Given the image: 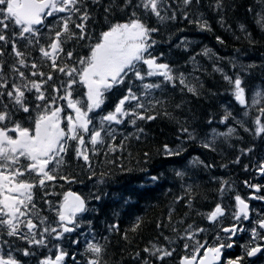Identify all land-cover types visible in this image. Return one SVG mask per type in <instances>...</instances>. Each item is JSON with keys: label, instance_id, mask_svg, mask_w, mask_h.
<instances>
[{"label": "snow or ice", "instance_id": "1", "mask_svg": "<svg viewBox=\"0 0 264 264\" xmlns=\"http://www.w3.org/2000/svg\"><path fill=\"white\" fill-rule=\"evenodd\" d=\"M202 3L203 0H0V237L8 238L0 239V243L9 247L7 253L0 254V264H26L14 255L15 252L26 258L37 257L36 264H64L68 253L59 244L55 245L54 256L41 255L37 249L48 248L52 240L61 241L66 233L81 228L79 217L96 211L88 207L89 200L100 202L107 193L97 188L84 197L68 191L58 203L45 198L43 203L54 213V219H49L38 207L35 190L39 188L43 196L48 197L54 195L48 188L54 186L55 181L76 182L74 176L62 171L71 166L67 159L70 153L74 160L83 162L78 167L88 172V179L94 180L97 174L92 157L99 155L102 148L107 149L105 155L124 151L129 147L125 141L133 138L125 135L118 144L115 143L117 128L113 125H132L136 129L134 138L139 141L146 133L138 121L149 122L164 116L175 122L179 125L180 135L176 139L180 142L175 147L165 143L156 152L165 159L181 157L187 150L185 144L193 141L209 152H216L218 138L227 142L235 136L236 128L228 127L225 132L213 128L210 134L200 137L186 121L181 122L168 110L165 98L156 95L157 92L163 93L166 85L173 89L179 87L181 92L186 90L193 97L202 94L203 84L194 75L201 70L196 56L188 60L193 65L191 73L178 71L170 62H165V53L157 54L160 41L154 38L162 27L181 21L195 25L201 32H211L209 21L200 12ZM256 4L260 6L259 11L251 7L248 11L254 12L257 25L264 31V0H256ZM209 6L220 17L219 23L223 27L224 0H211ZM117 12L123 19H113ZM97 13L104 16L107 25L98 35L90 27ZM239 27L250 43H255L245 26L241 24ZM178 30L184 31L183 28ZM217 42L224 43L220 37ZM191 43L182 38L175 46L187 51ZM78 46L87 51L77 53ZM196 55L212 59L215 53L205 47ZM230 63L234 68L237 66L235 61ZM240 67L246 71L253 65ZM213 71L221 73L232 98L245 110L244 116L249 115L250 108L258 112L253 121L254 128L237 121L239 126L255 138L264 139V85L253 89L249 96L240 74L230 76L219 67H214ZM135 81L140 82L136 86L140 91L134 90ZM122 85H127L125 94L106 111L108 93ZM182 106V103L174 105L176 109ZM231 116V111L225 108L219 122L225 124ZM208 123L211 124L212 120ZM252 151L253 147L242 150L245 155ZM151 157V152L143 153L140 170L145 173V183L155 185L163 173L153 175L143 166ZM239 162V157L233 161ZM109 163L115 164V160ZM189 164L213 166L198 157ZM119 167L121 172L132 171ZM247 168L246 165L245 170ZM256 170L264 176V159L259 161ZM99 175L95 184L103 185L111 173L101 172ZM174 175L181 181L184 195L176 197L173 204L183 201L191 212L198 185L184 169L174 170ZM244 183L253 194L247 198L238 192L233 194L234 205L230 207L237 223L221 228L226 236H217L220 242L211 246L207 241L195 240L196 235L207 229H193V225H187L180 239L193 243L184 244L185 255L178 264H219L222 250L233 247L232 242L224 241H233L238 233L244 232L249 233V239L242 246L243 254L229 259L227 264H246L248 260L256 264L252 258L264 257V215L253 219L248 202L264 201V195L256 194L264 191V186ZM217 191L223 199L233 192V185L221 179ZM228 210L222 203H216L208 213L197 211V215H203L210 223H218ZM173 211V208L169 209V224ZM244 221L252 223L253 227H243ZM87 223L91 232V222ZM142 224V218L137 217L122 239L131 243L127 233H138ZM164 227L162 222L156 224L157 229ZM114 230H119L118 225L109 226V232ZM172 230L176 231L174 225ZM160 236L170 244L175 243L163 232ZM157 239L129 254L133 264H164L166 258L174 255L175 248L161 246ZM85 240L86 264H109L106 245L96 241L94 236L92 239L85 237ZM14 241H22L26 247L15 246ZM75 264L80 262L75 261Z\"/></svg>", "mask_w": 264, "mask_h": 264}, {"label": "trees", "instance_id": "2", "mask_svg": "<svg viewBox=\"0 0 264 264\" xmlns=\"http://www.w3.org/2000/svg\"><path fill=\"white\" fill-rule=\"evenodd\" d=\"M224 2L226 10L223 13V27L219 23L220 17L209 6L211 0H203L200 12L209 21L212 28L211 32H201L195 25L181 21L162 27L161 32L155 34L154 38L160 41L156 49L157 54L159 52L165 53V62H170L178 71L191 73L193 65L188 63V60L189 57L196 56L201 70L194 75L198 76L200 83L203 84V88L200 89L202 94L199 97H193L186 90L181 92L179 87L173 89L169 85L165 86L163 93L157 92L156 95L165 98L168 101V110L173 112L181 122L186 121L200 137L210 134L213 128L219 132H225L228 127L236 128L235 136L227 142L222 137L218 138V150L216 152H209L199 147L198 142L193 141L185 144L187 150L181 157L165 159L157 155L156 152L165 143L175 147L180 142L176 139L180 135L179 125L175 122L164 116L149 122L138 121L137 123L145 129L146 133L139 141L134 138L136 129L132 125H113L117 128L115 143L118 144L125 135H130L133 138L125 141L129 147L124 151L118 150L115 153L105 155L107 149L102 148L99 155L92 157L93 169L97 174L95 179L100 178L101 172L111 173L105 184L96 185L95 179L89 180L88 172L82 171L81 167H78V165L82 166L83 162L74 160L70 153L67 159L71 161V166L62 171L65 175L74 176L76 182L55 181L54 186L48 188V191L53 192L54 195L48 197H44L39 188L35 190L38 207L44 210L43 214L47 215L49 219H54V213L48 211V205L43 203L45 198L58 203L68 190H73L84 197H88L97 188L107 193L100 202L89 200L88 207L96 209V211H89L79 217L82 222L81 228L73 233H66L61 241L52 240L48 248L37 249L39 254L41 252L42 255L49 251L48 254L51 253L49 256H54L55 245L59 244L68 253L65 264H75V261L86 264L85 237L92 239L94 236L96 241L106 245L109 264H116V262L133 264L129 254L142 249L150 240L158 237L156 242L161 246L176 249L174 255L166 258L164 264H178L181 256L185 255L184 244L191 245L193 243V241L180 239V236L184 235V229L187 225H193V229L197 227L207 229L206 232H201L195 236V240L201 242L207 241L208 235H212L218 230L219 221L218 223H210L203 215H197V211L208 213L216 203H222L229 208L227 212H230V206L234 205L233 194L236 192L241 194L245 191V181L253 182L256 177V167L259 161L264 159V139L255 138L250 133L245 132L243 127L237 123L239 121L249 128H254L253 121L258 112L250 108L248 109L249 115L244 116L245 110L232 98L228 91L229 85L224 81L221 73L213 71L214 67H219L230 76L240 74L249 90V96H251L253 89L264 85V31L257 25L254 12L248 11L250 7L254 11H259L260 6L256 4V0H224ZM113 19L121 20L123 16L117 12ZM241 24L245 26L247 33L251 34L250 38L255 43H250L249 37L240 30ZM90 27L98 35L101 30L107 27L104 16L97 13L96 20ZM180 28H183L184 31H179ZM217 37H220L224 43H218ZM182 38L192 42L188 45L187 51L183 47L177 48L175 46L180 43ZM205 47L215 53L212 59L203 55H196ZM76 51L83 53L87 49L78 46ZM230 61H235L237 66L234 68ZM249 64L253 67L247 68L246 71L241 70L240 65L247 66ZM139 83V81L134 82L135 91H140L136 87ZM126 89L127 85H122L108 93V99L104 106L106 111L111 109L118 99L125 94ZM177 103H182V108L176 109L174 105ZM225 108L231 111L232 116L225 124H221L219 121L224 115ZM209 120H212L211 124L208 123ZM248 147H253V151L247 155L243 154L242 150ZM144 152L152 153L148 164L143 165L147 167L149 173L153 175L163 173L161 180L155 185L146 184L145 173L140 170ZM194 157H198L205 164L213 166L211 168L202 165L191 166L189 161ZM237 157H239L240 162L233 163ZM112 160H115V164L109 163ZM246 165L248 166L247 170H245ZM119 166L132 169V171L121 172ZM176 169L186 170L198 185L194 193V209L191 212L183 201L173 204L176 197L184 195L181 181L174 175ZM221 179L228 180L233 185V192L228 193L223 199L220 198L217 191ZM125 201L128 202L125 203ZM170 208L174 209L171 224H169L168 216ZM137 217L142 218V229L138 233L128 232V238L132 242L127 243L122 239V236ZM88 221L91 222V232ZM158 222H162L165 227L157 229L156 224ZM112 224L118 225L119 230L109 232L108 228ZM173 225L176 231L172 230ZM160 232H163L164 236L170 237L175 243L170 244L165 241L163 236H160ZM104 237L107 239L105 240ZM6 238V236L0 237L3 240ZM74 240H78L79 243L73 244L72 241ZM16 243L20 248L26 247L22 241H16ZM4 246L9 248L7 245ZM3 250L0 254L9 251ZM15 253L19 259L22 258L21 260L27 264H34L37 260V257L36 260L35 257H25L24 259L19 252ZM73 257H75V261Z\"/></svg>", "mask_w": 264, "mask_h": 264}, {"label": "flooded vegetation", "instance_id": "3", "mask_svg": "<svg viewBox=\"0 0 264 264\" xmlns=\"http://www.w3.org/2000/svg\"><path fill=\"white\" fill-rule=\"evenodd\" d=\"M251 184H260V185L264 186V176H262L258 172H256V177ZM252 194H253L252 190L250 188L246 187L245 191H243L240 195L244 198H247L248 196H250ZM256 194L257 195H264V191H262L261 193H256ZM248 202L250 204L251 209L253 210L251 213L253 219H255L257 216L264 215V201L250 200ZM219 219L222 220L223 223L220 224V227H219L217 232H215L212 235H208L207 243L209 246L217 244L220 242V241H217V239H216L217 236H220L221 238H224L226 236L225 233L220 231L221 228L230 227L232 224L237 223L235 220H233L231 211L226 213V215L224 217H220ZM242 226L250 229L251 227H253V224L248 222V221H244ZM248 239H249V233L244 232V233H238L237 236L233 238V241L225 240L224 242H226V243L232 242L233 247L232 248H224L222 250L221 261L219 262V264H227V261L229 259H235V258L241 256L243 254L242 246L248 241ZM14 245L18 246L17 243H15ZM3 249L9 250L6 246H4V244L0 243V252ZM54 251H56V249ZM46 254H42V255H46V256L51 255V253H49V254L46 253ZM252 259L255 260L256 264H264V257L252 258ZM64 264H65V261H64ZM246 264H252L251 260L246 261Z\"/></svg>", "mask_w": 264, "mask_h": 264}, {"label": "bare ground", "instance_id": "4", "mask_svg": "<svg viewBox=\"0 0 264 264\" xmlns=\"http://www.w3.org/2000/svg\"><path fill=\"white\" fill-rule=\"evenodd\" d=\"M66 190H67V189H66ZM182 213H183V212H182ZM6 239H7V238H6ZM14 242H15V241H14ZM15 243H16V242H15ZM15 243H14V244H15ZM17 244H18V243H17ZM18 247H20V246H18ZM21 247H22V246H21ZM5 249H6V248H5ZM8 249H9V248H8ZM40 250H42V249H40ZM3 251H4V250H3ZM7 251H8V250H7ZM37 251H38V250H37ZM43 252H44V250H43ZM43 252H42V253H43ZM48 252H49V251H48ZM48 252H47V253H48ZM5 253H6V251H5ZM38 253H39V252H38ZM17 254H18V253H17ZM19 254H20V253H19ZM40 254H41V252H40ZM44 254H46V253L44 252ZM14 255H16V253H15ZM46 255H47V254H46ZM46 255H44V256H46ZM17 256H18V255H17ZM19 256H20V255H19ZM21 256H22V255H21ZM21 256H20V257H21ZM21 259H22V258H21ZM24 259H25V257H24ZM27 260H28V259H27ZM35 260H36V257H35ZM29 263H30V261H29ZM31 263H32V262H31ZM33 263H34V262H33ZM35 263H36V262H35ZM35 263H34V264H35ZM26 264H27V262H26Z\"/></svg>", "mask_w": 264, "mask_h": 264}, {"label": "water", "instance_id": "5", "mask_svg": "<svg viewBox=\"0 0 264 264\" xmlns=\"http://www.w3.org/2000/svg\"><path fill=\"white\" fill-rule=\"evenodd\" d=\"M72 192V191H71ZM75 193V192H74Z\"/></svg>", "mask_w": 264, "mask_h": 264}]
</instances>
